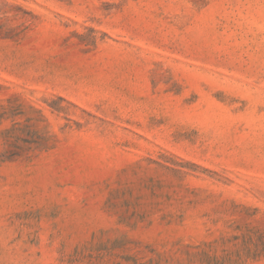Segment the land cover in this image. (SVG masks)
<instances>
[{
  "label": "rangeland",
  "instance_id": "374dc122",
  "mask_svg": "<svg viewBox=\"0 0 264 264\" xmlns=\"http://www.w3.org/2000/svg\"><path fill=\"white\" fill-rule=\"evenodd\" d=\"M0 264H264V0H0Z\"/></svg>",
  "mask_w": 264,
  "mask_h": 264
}]
</instances>
